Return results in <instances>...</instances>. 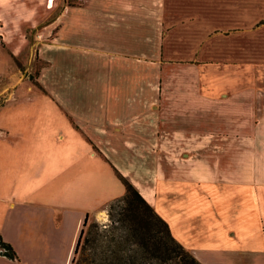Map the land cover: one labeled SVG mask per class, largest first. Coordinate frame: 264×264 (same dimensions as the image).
I'll return each instance as SVG.
<instances>
[{
	"label": "crops",
	"instance_id": "1",
	"mask_svg": "<svg viewBox=\"0 0 264 264\" xmlns=\"http://www.w3.org/2000/svg\"><path fill=\"white\" fill-rule=\"evenodd\" d=\"M13 9L0 0L2 72L20 48ZM251 10L198 0L62 10L36 50L53 107L16 112L25 168L0 219L16 260L0 264H69L84 218L124 194L117 175L199 264H264V26L251 30Z\"/></svg>",
	"mask_w": 264,
	"mask_h": 264
},
{
	"label": "rangeland",
	"instance_id": "2",
	"mask_svg": "<svg viewBox=\"0 0 264 264\" xmlns=\"http://www.w3.org/2000/svg\"><path fill=\"white\" fill-rule=\"evenodd\" d=\"M76 1L78 0H13L12 24L8 26V35L10 42L18 44L20 48L12 53L6 72L0 71V106L8 107L14 112L6 113V118H12V122H3L8 131L0 130V219L6 208L12 178L25 168V163H21L24 148L20 144L15 145L17 141H14L21 139L18 134L21 133L19 129L23 117L16 112L21 108L32 110L35 107H53L47 98H43V90L37 83L41 66L37 58V47L52 38V34L44 37L43 31L50 27L64 8L76 5ZM201 1L210 7L219 6L221 11L228 7L252 8L251 17L256 26L251 30L264 26V0H198ZM91 222L106 224V212L102 209L86 219V224ZM78 257V254L71 255L70 260L75 262Z\"/></svg>",
	"mask_w": 264,
	"mask_h": 264
},
{
	"label": "trees",
	"instance_id": "3",
	"mask_svg": "<svg viewBox=\"0 0 264 264\" xmlns=\"http://www.w3.org/2000/svg\"><path fill=\"white\" fill-rule=\"evenodd\" d=\"M117 177L124 194L104 206L106 224H86L84 218L72 250L79 257L69 264H199L137 191ZM0 256L16 260L11 247L1 241Z\"/></svg>",
	"mask_w": 264,
	"mask_h": 264
}]
</instances>
